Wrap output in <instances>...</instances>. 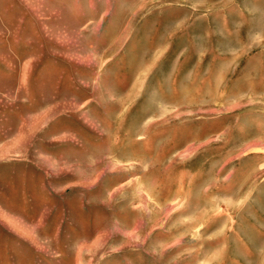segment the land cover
<instances>
[{"label": "rangeland", "instance_id": "obj_1", "mask_svg": "<svg viewBox=\"0 0 264 264\" xmlns=\"http://www.w3.org/2000/svg\"><path fill=\"white\" fill-rule=\"evenodd\" d=\"M0 264H264V0H0Z\"/></svg>", "mask_w": 264, "mask_h": 264}]
</instances>
